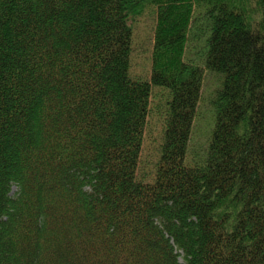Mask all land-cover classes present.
<instances>
[{
    "label": "trees",
    "instance_id": "1",
    "mask_svg": "<svg viewBox=\"0 0 264 264\" xmlns=\"http://www.w3.org/2000/svg\"><path fill=\"white\" fill-rule=\"evenodd\" d=\"M150 11L151 80H135ZM201 37L222 83L195 155ZM153 88L168 98L147 182ZM0 264H264V0H0Z\"/></svg>",
    "mask_w": 264,
    "mask_h": 264
},
{
    "label": "rangeland",
    "instance_id": "2",
    "mask_svg": "<svg viewBox=\"0 0 264 264\" xmlns=\"http://www.w3.org/2000/svg\"><path fill=\"white\" fill-rule=\"evenodd\" d=\"M152 12L150 11L147 16L142 18L139 28L136 29L130 70L131 76L135 80L145 81V79H149L151 76V59L154 48L155 29L154 17L150 14ZM203 51L204 37H201L192 41L186 52V61L201 66L205 74L191 141L195 155L201 152L202 148L209 141L214 120L213 115L215 114L211 102L222 83V77L220 75L209 72L206 66H204ZM167 98L168 91L161 88H153L150 117L144 135V144L139 166L140 174L146 178L147 182L153 181L158 164L160 147L163 143L165 131V102ZM194 153L190 152L191 159H194ZM15 191L16 189L14 188Z\"/></svg>",
    "mask_w": 264,
    "mask_h": 264
}]
</instances>
